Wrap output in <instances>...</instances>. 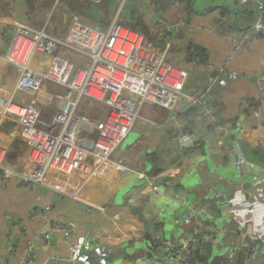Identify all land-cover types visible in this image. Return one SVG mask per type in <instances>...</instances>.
<instances>
[{"label": "crops", "instance_id": "1", "mask_svg": "<svg viewBox=\"0 0 264 264\" xmlns=\"http://www.w3.org/2000/svg\"><path fill=\"white\" fill-rule=\"evenodd\" d=\"M74 14L102 26L117 19L142 32L148 43L166 51L169 61L188 70L186 95L173 110L145 106L112 155L126 169L114 183L87 178L81 199L45 187L31 191L15 173L4 180L0 169V264H23L28 241L47 220L58 218L75 222L78 230L58 234L53 242L37 240L33 264H96L80 260L72 250L78 240L112 247L108 264H177L162 242H183L199 221L214 236L190 264H229L227 254L232 247L238 249L241 236L243 248L254 232L263 241L264 107L250 113L242 112L240 105L244 99L258 102L264 92V83L260 87L256 81L257 76L264 81V36L250 38L248 46L233 52L235 38L257 22L260 12L239 0H0V54L8 49L15 22L64 35ZM221 19L235 29L233 38L215 34ZM59 54L76 65L90 61L63 47ZM225 61L228 74L217 79V68ZM19 74L16 66L0 58V87L14 89ZM209 85L212 91L203 110L191 98ZM60 87L46 80L33 96L19 92V101L36 104L43 116L51 117L60 106ZM80 108L99 120L107 112V106L88 98ZM180 126L187 135L172 138L171 132ZM0 129L13 137L6 163L19 169L27 153L20 128L0 115ZM95 133L83 132L87 146H92ZM240 159L243 165L238 168ZM150 182L159 185L157 192H147ZM204 206L209 216L201 212ZM35 207L47 209L46 217L31 220ZM57 254L61 259L54 260ZM238 255L239 250L235 261ZM256 256L250 264H261Z\"/></svg>", "mask_w": 264, "mask_h": 264}, {"label": "built area", "instance_id": "2", "mask_svg": "<svg viewBox=\"0 0 264 264\" xmlns=\"http://www.w3.org/2000/svg\"><path fill=\"white\" fill-rule=\"evenodd\" d=\"M240 5L253 4L261 16L251 27L235 38L234 54L248 46L250 38L264 36V0H239ZM235 29L225 19L216 22L215 34L233 38ZM84 54L88 64L76 65L59 54L61 48ZM0 58L16 66L19 71L17 85L12 90L0 87V115L11 118L20 128V137L27 145L23 164L15 169L6 163L13 143L11 134L0 129V169L2 178L8 180L15 173L29 190L45 187L57 193L81 199L87 178H95L104 183H114L120 171L126 167L112 157L122 145L136 120L142 117L145 106L157 105L173 110L185 94L189 77L186 68L178 66L167 58L165 50L152 46L144 34L125 26L115 19L110 25L102 26L84 20L78 14L71 19L69 32L52 35L45 30L15 22L9 46ZM41 62L42 65L36 63ZM196 63H202L195 58ZM207 67H215L205 62ZM229 61L218 67L217 79L228 74ZM46 80L65 88L57 98L59 109L51 118H44L41 109L34 103H21L18 94L35 95ZM258 86L263 79L256 77ZM212 91V85L191 98L205 110V104ZM84 98L107 106L104 119H95L82 112L80 106ZM264 107V92L259 101L242 100V112H260ZM95 134L91 147L83 138V128ZM185 129L180 126L171 132V137L181 140ZM243 161H237L241 168ZM139 177L145 176L138 173ZM159 185L150 182L147 192H157ZM209 214V207L201 208ZM47 209L35 207L30 210V219L45 218ZM197 216L199 212H194ZM11 218V216H7ZM23 230L27 231L24 225ZM78 230L75 222L58 218L47 220L45 226L28 241V253L23 264H33L35 242H53L58 234L70 235ZM223 232H220L222 236ZM214 234L199 221L194 234L183 242H162L166 251L176 253L177 264H190L213 240ZM221 239V237H220ZM261 235H249L245 246L248 253L245 264H250L257 255ZM79 254L80 260H94L96 264H108L106 257L114 249L105 243L95 244L78 240L71 246ZM237 247L230 248L227 259L233 264ZM264 256V246L261 249ZM61 259L60 255L53 257ZM2 258L0 257V260ZM75 262V258H72ZM135 263L136 260H133Z\"/></svg>", "mask_w": 264, "mask_h": 264}, {"label": "water", "instance_id": "3", "mask_svg": "<svg viewBox=\"0 0 264 264\" xmlns=\"http://www.w3.org/2000/svg\"><path fill=\"white\" fill-rule=\"evenodd\" d=\"M186 140H187V138H184V139L182 140V142H186ZM243 241H244V237L241 236L240 241H239V244H238V250H239V252H240V251L242 250V248H243ZM263 246H264V239H263V241L261 242V244L259 245L258 253H257V256H256L257 259L259 260V262H260L261 264H264V256H263L262 253H261V249H262ZM166 253H167V254H171V255H175V257L177 256L176 253H173V252L166 251Z\"/></svg>", "mask_w": 264, "mask_h": 264}, {"label": "trees", "instance_id": "4", "mask_svg": "<svg viewBox=\"0 0 264 264\" xmlns=\"http://www.w3.org/2000/svg\"><path fill=\"white\" fill-rule=\"evenodd\" d=\"M198 225V224H197ZM196 225V226H197ZM195 229H197V227L195 228ZM203 252V251H202ZM202 252H200V253H202ZM249 251H248V248H247V246H245L240 252H239V255H238V257H237V260L235 261V263L234 264H245V262H244V259H245V256L247 255V253H248ZM253 259V258H252Z\"/></svg>", "mask_w": 264, "mask_h": 264}, {"label": "rangeland", "instance_id": "5", "mask_svg": "<svg viewBox=\"0 0 264 264\" xmlns=\"http://www.w3.org/2000/svg\"><path fill=\"white\" fill-rule=\"evenodd\" d=\"M64 91H65V88H64V87H60V92H59V93H63ZM57 110H58V109H57ZM57 110H56V111H57ZM54 114H55V113H54ZM54 114H53V115H54ZM42 115H43V114H42ZM51 117H52V116H51ZM51 117H48V116H45V115H44V118H51ZM82 130H89V128L85 127V128H83ZM95 134H96V133H95ZM95 134H94V135H95Z\"/></svg>", "mask_w": 264, "mask_h": 264}]
</instances>
